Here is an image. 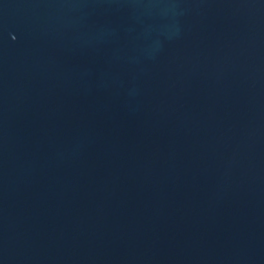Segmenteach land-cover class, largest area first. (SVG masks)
I'll use <instances>...</instances> for the list:
<instances>
[{"label": "water", "instance_id": "water-1", "mask_svg": "<svg viewBox=\"0 0 264 264\" xmlns=\"http://www.w3.org/2000/svg\"><path fill=\"white\" fill-rule=\"evenodd\" d=\"M0 264H264V0H0Z\"/></svg>", "mask_w": 264, "mask_h": 264}]
</instances>
